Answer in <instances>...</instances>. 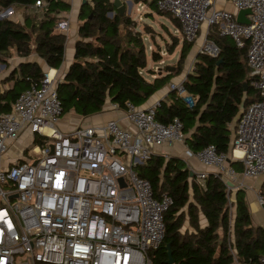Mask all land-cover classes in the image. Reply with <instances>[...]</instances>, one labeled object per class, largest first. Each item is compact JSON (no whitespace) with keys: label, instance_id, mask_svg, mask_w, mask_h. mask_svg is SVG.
Wrapping results in <instances>:
<instances>
[{"label":"built area","instance_id":"built-area-1","mask_svg":"<svg viewBox=\"0 0 264 264\" xmlns=\"http://www.w3.org/2000/svg\"><path fill=\"white\" fill-rule=\"evenodd\" d=\"M153 1L158 10L179 21L187 41L194 40L206 23L217 25L220 34L238 46L247 42L246 65L260 99L242 111L227 153L218 152L213 144L196 151L185 146L186 159L195 158L213 169L226 184L227 194L243 189L246 185L238 176L250 179L264 173V0H231L235 11L215 8L214 0ZM45 5L36 0L33 9L41 15ZM240 9L250 10L249 23L237 22ZM17 14L13 6L0 12L2 18L18 19ZM69 27L67 17L55 23V30L66 35ZM199 51L217 56L219 49L204 41ZM51 71L44 70L39 81L30 82L17 95L10 111L0 113V264H154L151 253L164 240V215L172 198L166 192L155 194L137 169L156 154L169 158L161 146L185 144L182 122L156 120L158 103L140 108L126 101L124 108L116 103L112 107L134 130L110 119L62 132L57 123L63 107L56 89L62 77L57 79L58 72ZM169 88L189 106L195 104L183 82H171ZM25 131L32 136L30 150L2 167L5 155ZM35 135L50 142L35 144ZM227 158L238 161L240 171ZM187 160L186 167L194 172ZM208 172H194L197 181L203 183ZM256 200L264 208L261 192ZM231 202L229 198L232 216ZM228 241L233 243L232 234ZM228 248L234 264H264V256L248 263Z\"/></svg>","mask_w":264,"mask_h":264},{"label":"trees","instance_id":"trees-1","mask_svg":"<svg viewBox=\"0 0 264 264\" xmlns=\"http://www.w3.org/2000/svg\"><path fill=\"white\" fill-rule=\"evenodd\" d=\"M35 1L0 0V12L13 6L20 13L19 19L0 16V62L9 66L14 49L20 57L36 53L49 68L58 69L64 59L67 35L56 31L55 23L70 4L66 0H44L46 5L39 15L33 9ZM148 4L157 9L153 0ZM157 12L169 15L180 29L179 21L171 14ZM78 21L73 59L56 89L63 113L71 111L83 118L100 113L108 99L120 108L126 101L142 105L180 72L193 45V40L184 39L175 69L149 80L146 75L153 70L146 69L143 31L126 12L119 14L112 0H86L80 5ZM207 38L218 47L217 56L199 51L193 70L183 82L195 104L189 106L170 90L158 102L155 118L162 123L178 118L183 124L184 142L194 151L213 144L218 152L227 153L239 114L260 96L251 85L246 65L247 42L238 46L230 36L221 35L217 25L209 26ZM174 46L167 51L172 52ZM150 56L155 62L161 60L159 51H151ZM42 75L35 61L17 64L0 81V113L10 111L17 95ZM3 84L10 85L2 88ZM33 141L42 138L35 135ZM137 171L150 181L155 194L166 192L172 198L164 215V240L151 253L154 264H166L167 245L173 264H234L229 245L239 260L248 263H256L264 256V228L253 225L244 190H236L231 216L232 192L227 194L226 184L214 172H208L200 183L183 159L162 154L152 156ZM260 192L264 194V184ZM229 234L233 235V243L228 241Z\"/></svg>","mask_w":264,"mask_h":264},{"label":"crops","instance_id":"crops-1","mask_svg":"<svg viewBox=\"0 0 264 264\" xmlns=\"http://www.w3.org/2000/svg\"><path fill=\"white\" fill-rule=\"evenodd\" d=\"M82 1L83 0H74L72 4L69 3L70 4V11H68V12L64 11V12H61L59 14L60 17H67L69 19L70 27H69V31L67 33L63 62L61 63V65L58 69L51 68L53 71L55 70L56 72H58V74L63 73V75H64L66 73L70 63L72 62V59H73L74 45H75V41L78 38V32H77L78 23H79L78 11H79V8H80ZM87 1H90V0H87ZM129 1H131V0H123V2L126 3L127 9H125V12L128 15H129V12L131 11L132 7H133V3L131 5V7L129 6V4H128ZM134 1H137V0H134ZM148 1L147 2L145 1V3H148ZM138 2L140 3L141 1L138 0ZM214 7L215 8H222V9H226V10H230V11H235V9L231 3V0H214ZM208 30H209V26L206 23H202L201 28L198 31L199 32V35H198V42L199 43H198V48H197L198 51L194 52L190 62L186 66H184V64H183L180 72L176 75L171 76L169 78V80L164 84V86H162L159 90H157L154 94H152L146 100V102H144L142 105L139 106L140 108H146V107H149L153 104L158 103L161 100H164L170 91L169 84L171 82H174V83L184 82L187 74L189 72H191L190 69L193 66V63L195 61V57H196L197 53L199 52L200 47L203 44V42L204 41H212V40L207 38ZM178 32H180V31H178ZM200 43H201V45H200ZM178 51L180 54L181 47ZM148 58L150 59V56H148ZM177 60H178V58H177ZM177 60H176L175 64L165 63L164 65L156 67L158 69L157 72H155L154 68L152 66H150V64H148L146 69H152L153 73L147 74V78L149 80H152L155 77L163 76V75L170 73V71H173L175 69V65L177 63ZM21 61H35L42 68V71L47 70L49 68L46 65L45 61L42 58H40L36 53H31L27 57H20V56L14 54L9 58V64H10L9 66L5 63L0 62V81L4 77L9 75L10 72L14 69V67L17 64H19ZM161 62H163V60L160 62L158 61L157 64L158 63L160 64ZM171 67H173V68H171ZM112 104H113V102H111L110 99H108L105 102L103 110L100 113L92 115L90 117H86V118H83L80 115H77V114L70 111V113H72L76 117V119L73 118L70 122H67V124L65 122H63L62 125L64 126V128L63 129H60L59 127L58 128L62 132H68V131L72 130L74 127H76L77 125H79V123L83 124V125H94V126L97 125L98 126V125L104 124L106 121H108L110 119H115L119 122V124L121 126L129 128L130 130H134V127L126 119L123 118V113L120 110L113 109ZM97 115H99L98 119L100 122L95 123V121H93L94 119H92V118L94 116H97ZM84 123H86V124H84ZM233 134H234V130L232 131L230 142L232 141ZM24 139H26L27 141H31L32 136L30 135V133H28L26 131L20 135L18 140L14 142V144L11 146L8 153L5 155L4 160L2 161V164H1L2 167H4V168L8 167L9 165H11V163H13L17 159H20L26 153L27 147H24L25 144L23 145V143L21 142V141H24ZM175 143H179V142H175ZM175 143H173V144H175ZM179 144L183 145L184 147L186 146V144H183V143H179ZM172 145H171V147H172L171 150H162L163 147H167L170 145H163L159 148V150L164 152V153L169 154L170 156L181 158L180 156H177V154H175L176 150H178L177 145L176 144L173 146ZM191 160H192V163H191L192 165H190V166H192V169L194 170V172H197V171L200 172L203 170H207V171L211 172L213 170L211 168H205L195 158H191ZM231 164H232V162H231ZM238 165L237 166L233 165V166L236 170L240 171L241 166H240V164H238ZM263 176H264V173L255 177V179L254 178L248 179L247 182L245 181L246 179H243L241 176H238V180L242 181L246 185V187L247 186L251 187L250 189L253 192V195L255 197V199H254L255 204H253V205L249 201H247L248 197H247V193H246V187L243 188L242 190H244V193L246 195L245 200L248 204V210H249L253 225L254 226H260L262 228H264V222L259 223L258 221H255V219L253 218V212L257 213L262 208V206H260L256 200V194H257V192H260V188L264 184V177ZM259 177H261V178H259ZM231 192H232L231 200H234L236 190L233 189ZM233 214H234V208H233ZM202 224H204V223H202Z\"/></svg>","mask_w":264,"mask_h":264},{"label":"rangeland","instance_id":"rangeland-1","mask_svg":"<svg viewBox=\"0 0 264 264\" xmlns=\"http://www.w3.org/2000/svg\"><path fill=\"white\" fill-rule=\"evenodd\" d=\"M131 1L133 3V7H132L131 11L129 12V16L132 19H134V21L136 22L137 28L140 29L141 31H143L144 41L146 43L147 65L150 64V66H152L154 68V71L157 72L158 69L156 67H158V66L164 65L165 63L175 64L177 58H179L178 57L179 56L178 50L180 49L182 42L185 39L183 34L181 33V30L179 29L180 32L177 31V29H178L177 21L173 20L167 14H159L157 12V9H152L148 3H145V0H139V1H141L140 3L138 2V0L137 1L131 0ZM126 9H127V7H126ZM68 11H70V9L67 10V12ZM15 17H18V19L20 18L19 12ZM198 35H199V32L197 33L196 38L193 40L194 45H192L190 47V49L187 51V54L185 56L184 63H183L184 66H186L190 62L194 52L198 51V49H197L198 43H199L198 42ZM175 42H177L178 44L175 45L174 44ZM200 45H201V43H200ZM173 46H174L173 51L169 53L167 51V49L170 47H173ZM11 50H12L11 51L12 55H14L15 54L14 49H11ZM153 50L159 51V53L161 55L160 61L163 60V62H161L162 64L161 63L157 64L158 61L155 62L151 58L150 59L148 58V56H150V52ZM62 76H63V73L58 74L57 79L61 78ZM6 85H10V84H3L1 86H2V88H5ZM98 117H99V115L94 116L92 118V119H94L93 121H95V123L100 122ZM73 118L76 119V117L72 113L65 112L60 116V119H59V122L57 123V126L60 129H63L64 126L62 125V123L65 122L67 124V122H70ZM84 124H86V123H84ZM21 142L23 143V145L25 144L24 147H27L30 150V147L32 145L31 141H27L26 139H24V141H21ZM45 142L49 143L50 139H44V141H35L34 143L39 144V143H45ZM175 144L177 145V148H178V150H176L175 154H177V156H180L182 159H184L186 161L187 159L185 156V147L179 143H175ZM175 144H173V145H175ZM171 149H172L171 145L162 148V150H171ZM187 162L190 165H192L191 159L187 160ZM191 168H192V166H191ZM259 178H261V177H259ZM245 181L247 182L248 179H246ZM250 188L251 187H248V186L246 187V193H247V197H248L247 201H249L253 205V204H255L254 203L255 197H254L253 192L251 191ZM245 197H246V195H245ZM253 218L255 219V221H258L259 223L264 222V208H261L260 211L257 213L253 212Z\"/></svg>","mask_w":264,"mask_h":264},{"label":"water","instance_id":"water-1","mask_svg":"<svg viewBox=\"0 0 264 264\" xmlns=\"http://www.w3.org/2000/svg\"><path fill=\"white\" fill-rule=\"evenodd\" d=\"M85 2H86V0H83L81 2V5L84 4ZM112 2H113V6L116 8V11L119 14H123L125 12L126 3L123 2V0H112ZM128 4L131 7L132 2L129 1ZM248 13H250L249 9H240V10H238L237 13H236L237 22H239V23H249V20L246 18V14H248ZM171 68H173V67H171ZM239 116H240V114H239ZM227 161L228 162H234V160L231 161L230 158H227ZM165 248H166V255H167L166 264H173V259H172V254H171L170 248H169L168 245Z\"/></svg>","mask_w":264,"mask_h":264},{"label":"bare ground","instance_id":"bare-ground-1","mask_svg":"<svg viewBox=\"0 0 264 264\" xmlns=\"http://www.w3.org/2000/svg\"><path fill=\"white\" fill-rule=\"evenodd\" d=\"M54 73V71L52 70L51 72H50V74H53Z\"/></svg>","mask_w":264,"mask_h":264}]
</instances>
